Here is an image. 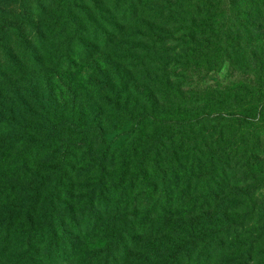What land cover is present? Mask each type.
Wrapping results in <instances>:
<instances>
[{"label":"rangeland","instance_id":"374dc122","mask_svg":"<svg viewBox=\"0 0 264 264\" xmlns=\"http://www.w3.org/2000/svg\"><path fill=\"white\" fill-rule=\"evenodd\" d=\"M91 1L0 0V26L10 23L6 32L0 31V197L4 196L0 202L5 201L0 205V239L4 221L14 214L16 227L24 221L27 227L44 226L45 234L49 226L58 237L73 234L71 242L81 258L78 264H160L155 260L161 239L154 234L163 222L161 214L171 213L165 228L170 234L207 214L213 223L218 221L216 228L229 229L224 249L205 247L202 241L180 264H203L204 257L211 260L208 264H221L216 261L219 256L223 264H239L237 256L247 249L245 264H264L262 30L250 25L253 36L235 44L243 58L233 67L223 54L227 45L220 37L221 27L208 30L212 37L198 36L196 41L203 45L190 54L192 46L183 30L163 25L170 0ZM238 6L226 8L232 9L229 25L242 22L235 17ZM22 10L25 19L17 28L13 25ZM204 43L220 59L196 65L191 61ZM84 52L89 54L85 59ZM243 84L246 87H240L234 99L233 88ZM243 112L257 116L258 122L219 127L224 128L223 145L234 137L239 153L231 155L235 144L225 152L222 173L218 171L211 183L218 201L205 204L209 211L198 213L205 189L191 185L185 191L183 178L173 182L163 176L153 157L146 156L147 147L135 145V132L141 126L145 137L177 133L186 122L202 124L204 118H211L216 123L221 114ZM212 123L193 128L192 134L211 128ZM212 135L217 136L210 132L207 144ZM103 138L113 142L102 158ZM248 138L251 145L246 150L261 155L262 165L252 167L256 173L241 156ZM167 150L162 151L163 160ZM97 209L100 214L93 218ZM89 225L121 232L127 236V247L96 253L105 244L107 231L87 236ZM208 229L204 227L200 240L210 235ZM27 233L20 229L22 237L13 246L23 247ZM132 234L140 237L136 246L129 240ZM92 249L96 250L91 253ZM47 250L36 254V264H52L45 256ZM17 254L14 249L0 255V264H17Z\"/></svg>","mask_w":264,"mask_h":264},{"label":"trees","instance_id":"16d2710c","mask_svg":"<svg viewBox=\"0 0 264 264\" xmlns=\"http://www.w3.org/2000/svg\"><path fill=\"white\" fill-rule=\"evenodd\" d=\"M90 1L91 0H89V2ZM232 4H239V6L236 8L238 13H236L235 16L237 19L242 20L239 25L228 24V21L232 15V9L226 10V8ZM127 10H130V8L126 9V11ZM126 15V13H123V18L126 17ZM165 15L167 20L163 22V25L172 28L174 27L176 31L183 30V33H185L184 38L188 44L192 46L190 48V54H194L193 48H199L203 45V41H196L198 36H200L202 39V37H205L203 36L204 33H206L208 37H212L208 30L212 31V29L214 30L215 27H221V33L219 34L220 37H223L224 39L226 38L224 45H227L223 47V54L226 59L230 60L229 63L232 64L233 67L235 66L236 61H239L243 58L242 53L235 49L238 47L235 46V44L240 45L241 43H244V40L250 35L251 37L253 36L254 30L253 28H250V25H255L257 27L255 29L262 30L264 35V0H170V4L166 5ZM24 19L25 14L22 10L20 16L13 26L21 28ZM67 21L69 22L71 19H68ZM9 27L10 23L5 22L0 26V31L6 32ZM207 49V45L204 43L203 50L196 52L191 62L195 63L196 65H206L220 59L217 55V51H211ZM256 53L260 54V52L257 50ZM88 55L89 54H87V52H84L82 56H85L83 57L85 59ZM243 86L246 87L245 84H243L237 85L236 88H233V91L235 92L233 97L234 99L237 98V95L240 92V87ZM243 97L244 95L241 96V98ZM227 99L229 98H225L224 101ZM256 117L257 116L251 117L246 112H243L242 114H221L219 116L220 121L216 123L210 122L211 118H204V121L206 122L202 124L201 120L186 122L184 124V127L186 128H182L181 132H172L167 134L153 133L152 136L149 135L146 137L143 134V130L145 128L144 126H141V128L135 132V145L143 144L144 147H147L145 152L146 156L151 155L153 157L155 168L163 176H168L173 182H177L180 178H183L186 181L184 184L185 191L189 190L191 185H194V188L200 186L201 189H205V198L203 199L204 201L201 202V209L198 210V213L209 211V207L207 208L205 204L211 205L217 203L218 201V197L215 194V189L212 188L211 183L214 181L213 178L218 177V171L222 173L221 163L224 162L223 159L226 155L225 152L229 147H231V145L235 144L233 141H236L234 137H230L232 139H230V143L223 145L224 128L219 129V127L226 124H231L232 126L237 124L241 127H249L252 124H256L258 122ZM210 123L213 125L211 128L204 131L197 130L196 133L192 134L193 128H196L197 126L200 127L201 125L204 127ZM210 132H215L217 136L214 137L212 135L211 143L207 144L205 140L210 135ZM131 134L133 133H128L127 135ZM253 138H258V136ZM142 139H144L143 142H141ZM112 142L113 140L103 138V143L106 145V150L101 152L102 158L108 155V148ZM238 145L239 143L236 142V144L231 148L232 156H235L239 153V150H237ZM242 145L245 152L243 151L241 156L244 159L246 158L245 161L249 166V170L252 171V173H256L252 167H255V165L260 167L262 165V162H259L261 156L260 152L258 150H246L248 145H251V138H248L244 143H242ZM165 147H167L168 150L166 154L167 156H165L163 160L161 154ZM202 165L205 166V170L203 173H200L201 171H199V169ZM19 170H22V168H19ZM19 170H17V174L20 173ZM4 202L5 201H1L0 205L4 204ZM191 205L192 202L189 207H192ZM99 214L100 210L97 209L93 213V218ZM168 214L171 213L165 212L161 214V219L163 222L162 224H158V229L156 230L157 233L154 234L157 235L156 238L161 239L159 246L156 248L157 255L159 256H156L155 262H158L159 260L160 264H180L183 258L185 256L189 257V254L192 252V250L197 247L198 243H202V241H204V244H209L224 249L225 237H228L229 235V229L227 226H220L216 228L218 221L213 223L211 220L207 219V214H202V217H199V221L197 223L190 222L187 226L183 225L181 227L182 231H176L170 234L167 233V230L165 231V228H168L170 224V222L168 223V220H166ZM180 215L189 219V217L186 216L187 214ZM217 219L218 217H216L215 220ZM17 220V216L14 214H9V218L4 221V223H7V225L4 230L5 233L0 239V255L7 254L11 250L14 251V249H17V264H36V262L39 263V260H37L38 256H36V254L38 255L39 251L48 247L45 256L47 261L52 262V264H56L58 261L61 263H68V261L71 260L78 264L79 260H81L76 249V244L71 242L73 234H62L60 237H58L56 236L55 232L51 230V226L48 227V232L45 234L44 226L36 228V226L32 227L30 225L27 227L24 221L21 226L16 227L15 224ZM88 220H90V218ZM2 222L3 220L1 219L0 226ZM180 226L177 227V225H175L173 228L178 229ZM186 227L187 232L185 230ZM204 227H208V230L211 229V232L205 240H203L204 238L200 240V237L204 232ZM20 229L23 231H28V233L23 240L24 243L22 242L24 246L22 247L19 244L16 247V245L13 246V243L14 241L18 242V240L21 239L22 236L20 237V234L18 235ZM103 231H107V235L103 236V239L106 242L99 250L96 251V253L102 255L103 252L109 251L111 249L118 250L121 248V246H125V248L127 247L124 239V237L127 236L122 235L121 232L114 233L108 231L105 229V227L97 228L96 225H89L86 228L85 233L87 236L96 234L102 235ZM49 236L52 237L51 242L47 243L46 241ZM134 236L136 239L132 240V237ZM168 237L173 238L171 240H166ZM129 240H131V245L136 246L140 241V237L136 234H132V236L129 237ZM178 244L179 246H176ZM209 245L205 247H209ZM68 248L72 250L69 251ZM94 250L96 249H92L91 253H93ZM247 251L248 249L237 256V263L245 264V261L249 259L246 255L249 253V251ZM93 256H96V254ZM88 260L90 259H87V262ZM210 261L211 260L209 258L204 257L203 264H208ZM216 261H221V264H223V259L221 256H219ZM88 264H91V262L89 261ZM106 264H110V262Z\"/></svg>","mask_w":264,"mask_h":264}]
</instances>
